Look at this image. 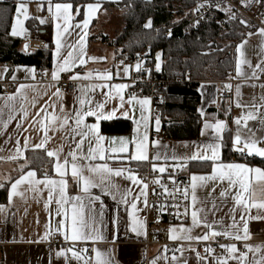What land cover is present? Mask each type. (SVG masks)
<instances>
[{"label":"crops","instance_id":"crops-1","mask_svg":"<svg viewBox=\"0 0 264 264\" xmlns=\"http://www.w3.org/2000/svg\"><path fill=\"white\" fill-rule=\"evenodd\" d=\"M1 1V0H0ZM119 0H94V3H99L100 8L95 13L94 17L91 19L89 26L87 28V36L85 37V59L86 64L80 66L78 65L69 73H61L60 79L58 81L51 80V71L54 64L53 52L56 50L55 41L57 28L56 21L53 19V13L55 12L54 5L57 3L65 2H54L53 0H14L15 11L9 30L8 36L12 39L18 40L20 42V50H27L25 48V39L31 35L38 34L40 37L46 39L50 44L51 50V64L48 69L38 70L32 66L25 65H13L11 62L0 63V84L9 81L14 84L13 90L10 94H2V86L0 85V97H6L15 94L17 88L21 85H29L31 87L25 88L24 93L28 97L29 101L35 98V106L31 104L28 105V117L26 119H21L22 113L19 111L14 113V118L8 120V110L5 108L3 120L7 121V127H4L3 123H0V186L7 184V200L5 203H0V205L5 206L4 212H0V264H95V253L92 249L95 247L98 251L110 256L114 264H150L154 258H156V264H218L217 258H227L229 253L224 248L222 253L218 256H213L211 253L205 251L208 247H203L202 254H195L192 250L193 246H185L181 252H176L174 250V244L182 243H197L205 242L203 240L196 239H176L172 240L169 238V229L171 227H178L183 224L184 227L191 226V208H189L188 215H183L179 221H174L165 224V233L162 238H158L153 231L149 228L146 207L144 203V197L141 196L136 200L137 210L134 211V217L142 223L143 228L141 229V235L137 236L135 233L130 231L133 224L132 219L128 216V210H130V205H125L120 202L119 196L117 199H113L111 195H103L100 189H92L93 194H100L103 201V215H99L100 204L96 203L97 212V223L96 228L99 230V234L104 237L103 240L93 241H69L65 240L64 236L57 231H52L50 235L45 239L46 232H49V228L46 225H56V222L61 218L55 216V203H51L48 209L44 208V203L47 200V190L44 189L41 192L34 193L29 191V185L27 183L18 186L17 192L20 195H14L12 197V202L9 204L8 194L11 189V184L20 178L21 175L26 174L30 170H25L26 162L24 161V154L28 150H43L47 154V150H55L62 147V152L60 155L61 161H63L64 156L70 150V146L74 147L72 142V136L70 134L71 128L75 127L72 120L69 121V125H66L63 129L59 128V122L56 123V130L53 131L52 125H49L48 136L51 137L50 140L45 144L44 148H35L34 145L41 143L44 132L40 124H34L32 121V116L35 115L37 109L41 105H45V101L48 104L57 100V97L53 95L56 88H60L62 93V103L64 105L65 112L74 116V109L80 108L79 101L77 97L81 96V89L83 90V98L91 99L93 101L92 105L85 103L84 110L89 107H95L96 103L104 102L106 100L105 93L112 91L110 88H96L94 91L87 88L90 84H102L107 83L109 85L115 84H126L131 78L133 68L128 66L129 71L127 74L123 71L126 66H117V54L113 48L102 43L99 40V35H108L106 30L101 25L103 18L117 17L119 13L116 10H108L103 8V4L107 2H117ZM24 4L26 6L27 18H25L24 10L21 13L16 12L17 5ZM52 7V12H49V7ZM85 7L83 8L82 19L76 20V13L72 8L73 19L70 22L73 27L69 28V33H65L61 37V41L64 47L60 50L61 55H66L69 50L75 49L71 46L75 45L76 48L79 47L77 41L80 35L83 34L81 28L75 27L77 23H80L84 18ZM23 21L22 25H17V31L19 32L23 28V32L20 35L13 36L12 28L16 19ZM29 19L36 21L38 30H28L25 28V22ZM43 19L45 23L41 24L40 20ZM115 19V18H114ZM113 19V20H114ZM62 23V22H60ZM105 24H110L105 23ZM104 24V25H105ZM95 33H94V32ZM251 34V35H249ZM91 36H96L94 39H90ZM241 47V52H237V47ZM264 35L257 28H253L247 32L245 38L240 41L236 46V63L237 59L244 61L241 63V74L237 75L236 67L235 72L231 78L226 81H233L231 84L226 83V81L213 83L204 82L199 84L197 92L199 94V103L196 108V114L199 118V135L196 139L190 140H171L167 139L162 141L155 137L159 131L163 130V121L158 116L153 115L151 99L147 96H136L139 99L147 98L149 104L145 106L144 115L148 117L147 127L143 121L139 124H134L132 117L136 120H140L141 109L139 104H135L134 109H129L126 103L129 95H127L126 89L123 91V96L125 99L124 107L119 108L120 100L118 96H115L114 91H112L113 98L108 99L105 104V111H110L116 108L114 118L111 120H100L96 121L95 117H86L85 123L92 124L98 123L99 134L103 135L105 139V147H108V142L111 138L115 137V146L119 145V138L123 137L131 141L133 138V129L137 128L139 133L143 134L147 132L149 137V149L148 161H123V160H109L108 163L113 168L127 167L130 168L136 175V168L131 165L134 164H144L145 168L149 166L151 169L152 164L155 163L157 168L159 166L169 167L177 163L171 159V156L175 154L178 157L190 156L193 151H195V146L200 144H206L212 141V130H207V134L202 136L201 130L203 129L205 121L209 123H215L217 120L224 121L226 123V128L223 135V140L229 137L230 139V152L231 156L229 159H225L224 154V144L221 148V158L225 162H240L246 163L250 167H259L257 165H251L248 160L253 158L264 159L258 156H237L239 159H233V155L236 151L233 150L232 140L236 135L237 125L234 123L235 119L243 115H247L249 111L255 113L256 118L247 121V127L243 126L244 122L241 121L240 125V135L242 138H247L254 133V138L260 141H264V77L260 79V68L264 69ZM29 50V49H28ZM242 53V55H241ZM89 57H95L97 59L90 60ZM104 58V59H100ZM258 65V67H257ZM5 69L7 71H5ZM28 69H34V74L29 72ZM45 71L47 75H45ZM92 71L93 78L91 80L77 79L70 80L74 84V89L69 92L59 86V81L63 78L64 74L71 76L73 73H84ZM119 71V75L117 72ZM105 73L111 72L112 79L110 81H101L95 78V73ZM255 72V75L253 74ZM37 74L42 76V79L37 77ZM34 76V78H33ZM15 77V78H13ZM225 85H230V88H226ZM79 86V88H78ZM237 86H239L240 94L237 96ZM224 89H229L231 91V97L224 98L221 92ZM131 96V95H130ZM51 98V99H49ZM237 102L246 107H237ZM5 103L4 100L0 99V105ZM15 106L19 107V101L13 102ZM253 105L256 107L254 108ZM47 107V105H45ZM231 107H236L237 111L235 115L231 114ZM128 110L129 116L125 117L122 115L123 111ZM201 110L204 115H201ZM48 112L52 113L53 109L48 107ZM55 114L61 116L59 111V104L55 109ZM43 115V113L41 114ZM159 117L160 125L159 131L156 130V118ZM111 121H128L131 124V131L127 134H106L102 132V123ZM20 127H17V124ZM47 123V121H45ZM251 130V132L249 131ZM28 140V148L23 151V158L16 156V146L17 140L20 142L21 148H23L24 140ZM79 140V137H76ZM152 141H158V146L154 149L151 145ZM187 145V147H185ZM167 146V147H165ZM259 147H264V142H261ZM85 152L88 148L87 140L84 145ZM130 145V150L132 149ZM159 152L161 156L167 154L169 159L167 161L160 159L153 161L152 156ZM117 155V154H112ZM124 155V154H119ZM15 157V158H13ZM53 161V175H49L52 178L57 177L54 171L55 158L51 157ZM69 159H71L69 157ZM179 163L185 164L183 169H180L182 175L186 179V186L190 185V177L193 174L196 175H206L211 172L210 162H203L200 160H180ZM261 168V167H260ZM263 169V168H262ZM37 179H42L43 177H38ZM68 181V191L71 195L79 194V189L76 187L74 181L69 174L65 177ZM115 183H117L121 189L131 188L132 196L129 197L131 200L133 197L137 196L140 192L142 185H133L130 181L122 177H113ZM226 186V185H225ZM43 189V185L39 186ZM221 185L216 186L215 192L209 196L211 190V182L208 186L204 188H198L196 195L198 200L205 201L203 207L205 211L208 212L207 219L211 222L212 220L222 221L220 224L214 225L217 231H224L228 228V225L232 223L229 210L234 206V202L231 198L222 200L219 198V192L221 191ZM147 192V189H146ZM191 190H189V199L186 200V207L190 204ZM215 199L216 208H212V201ZM264 199L259 193L257 194V200ZM201 205H197L200 207ZM185 207V208H186ZM185 210V209H184ZM52 216L50 217L49 213ZM215 213L214 215L212 213ZM184 213V211H183ZM248 225V233L250 239L248 240H236L241 243V248L245 252L241 251V248L237 247V252L233 255L239 256L240 253H246V258L248 264H252L253 257L256 260H260L264 257V218L252 219L251 217H264V209L251 208L245 214ZM236 220L240 221V213L237 211ZM242 231V222L238 225ZM207 229L202 226L198 228H193L189 235L195 237L203 235ZM52 235H57L61 244L52 245L51 237ZM116 236L117 239L113 241L112 237ZM177 235H183L182 233H177ZM213 237H210L211 240ZM234 239V238H233ZM207 240V241H209ZM252 245L253 247L261 246L259 252H249L245 245ZM165 247L167 252L164 251ZM71 249L78 253V256H82L83 259L74 257ZM82 249H87L86 252H82ZM58 252H63V255H57ZM177 257L176 261L172 260V256ZM167 257L164 259L163 257ZM227 264H238L235 259H227Z\"/></svg>","mask_w":264,"mask_h":264},{"label":"snow or ice","instance_id":"snow-or-ice-1","mask_svg":"<svg viewBox=\"0 0 264 264\" xmlns=\"http://www.w3.org/2000/svg\"><path fill=\"white\" fill-rule=\"evenodd\" d=\"M202 6V5H201ZM55 12L53 13V19L56 21H60L56 23L57 34L55 46L56 50L53 52L54 64L51 71V80L58 81L60 79L61 73H69L72 72L75 67L78 65L82 66L86 64L85 59V37L87 36V28L91 19L94 17L97 10L100 8L99 3H90L85 6L84 18L80 23H77L75 27L81 28L83 32L80 35L77 44L79 45L76 48L75 45L71 46V48L75 49L69 50L66 55H61V49L64 47L61 37L65 33H69V28L73 27L70 23L73 19L72 16V8L73 5L70 3H57L54 5ZM24 10L25 18H27L26 6L24 4L17 5L16 12L19 14ZM49 12H52V7H49ZM76 14L80 13V6H77ZM23 21L20 19H16L12 28V35L17 36L23 32V28L18 32L17 25H22ZM40 23L43 24L45 21L43 19L40 20ZM243 23V21H242ZM151 22L145 24V27H150ZM261 34L264 35V29L260 30ZM70 34V33H69ZM251 35V34H249ZM241 47H237V52H241ZM27 48V45H25ZM242 55V53H241ZM90 60H95V57H89ZM104 59V58H100ZM157 70L160 69L159 63V54L156 57ZM241 59H237L236 63V72L237 75L241 74V63H243ZM140 63L136 65V69H140ZM258 67V65H257ZM5 71H7L5 69ZM29 72H35L34 69H28ZM125 74L128 73L129 68L125 66L123 68ZM255 75V72L253 73ZM45 75L47 72L45 71ZM93 72L88 71L81 75L76 72L69 76L70 80L84 79L91 80L93 78ZM119 75V71L117 72ZM15 78V77H13ZM34 78V76H33ZM95 78L101 81H110L112 79L111 72L105 73H95ZM31 87L29 85L21 84L15 94L0 97V99L4 100L5 103L0 105V123H3L4 127H7V121L3 120L4 110L5 108L8 110V120H12L14 118V113L19 111L22 113L21 119H26L29 115L28 113V105L31 104L33 107L35 106V98L32 101L28 100V97L24 93V89ZM91 90H95L96 88H110L114 91L115 96L119 97L120 104L119 108L124 107L125 99L123 96V91L128 87L126 84H115L109 85L107 83L102 84H90L86 86ZM226 88H230V85H225ZM264 87V85H262ZM79 88V86H78ZM112 91L109 93H105L106 100L104 102H99L95 104V107H89L87 110H84L85 103L92 105L93 101L89 98L87 101L83 98V90L81 89V96L77 97L80 108L74 109V116L65 112L64 105L62 103V93L60 88H56V91L53 93L54 96L57 97V100L48 104L45 101V105H41L39 109H37L35 115L32 116V121L34 124H40L44 137L41 143L34 145L35 148H44L45 144L51 137L48 136L49 125H52V130H56V123L59 122V128L63 129L66 125H69V121L72 120L74 122L75 127L71 128V136L72 142L74 143V147L70 146V150L66 156H64L63 161L60 159V155L62 152V147L55 150H47V155L49 157L55 158L54 171L59 178H52L45 175L42 179L36 178L35 171H28L26 174L20 176L15 182L11 184V189L8 194L9 204L12 202V197L14 195H20L17 192L18 186L27 183L29 185V191L34 193H39L42 190H47V200L44 203V208L48 209L51 203H55V216L61 217L56 225H51V221L49 225L46 227L49 228V232H46L45 239L48 235L51 234L52 231L60 232L65 240L69 241H97L103 240L104 237L99 234V230L96 228L97 223V212H96V203L100 204V212L99 215H103V201L101 199L100 194H93L92 189H100L103 195H111L115 200L117 196H119L120 202L125 205H130V210H128V216L132 219L133 224L131 226L130 231L135 233L137 236L141 235V229L143 225L139 222L133 215L134 211L137 210L136 200H138L141 196L144 197V203L147 204V184H142V181L137 177V175L127 167L113 168L109 165V160H123V161H148V149H149V137L147 132L143 134L139 133L137 128L133 129V138L131 141L126 138H119V145L115 146L116 138L113 137L108 142V147H105V137L99 134V125L98 123L86 124V117H95L96 121L100 120H111L114 118L116 108H113L110 111H105V104L108 99L113 98ZM237 96L240 94L239 86H237ZM51 99V98H49ZM264 99V97H262ZM19 101V107L17 108L13 102ZM126 103L129 106V109H134L135 104L140 105L141 116L140 120H136L134 117L133 123L139 124L141 121L144 122L145 127H147L148 117L144 115L145 106L149 104V100L139 99L135 95H131L128 97ZM59 104V111L62 114L61 116H57L55 114V109ZM237 107H246L237 102ZM48 107L53 109L52 113L48 112ZM255 108L256 106L253 105ZM43 113V115H41ZM123 116L128 117L129 111L125 110L122 113ZM201 115L204 113L201 110ZM255 113L253 111H249L247 115H243L237 119H235L234 123L238 126L236 135L232 140L233 150L240 153L241 156H258L264 158V147H259L258 145L261 142L254 138V133L247 137L242 138L240 135V125L241 121L244 122L243 126L247 127V121L250 119H255ZM47 121V123H45ZM156 130L159 131L160 119L156 118ZM17 127H20V124H17ZM226 128V123L224 121L217 120L214 124L205 121L203 129L201 130V135L204 136L207 134V130H212V141L206 144H200L195 146V151L192 152L190 156L178 157L175 154L171 156V159L177 161L176 164L172 165L173 171L176 169H183L186 165L179 163L180 160H200L203 162H210L211 172L206 175H196L193 174L190 177V185L186 186L183 189V198L185 200L189 199V190H191V199L190 204L185 208L183 215H188L189 208H191V226L184 227L183 224L178 227H171L169 229V238L172 240L176 239H196L207 241L210 237H216L223 235L225 237H231L235 240H248L250 239V235L248 233V225L246 219V213L251 208L264 209V199L257 200V194L261 197H264V169L260 167H250L246 163L240 162H225L221 158V148L223 147L224 140L222 133ZM251 132V130L249 129ZM79 137V140H76V137ZM87 140L88 148L85 152L84 143ZM130 145H132V149L130 150ZM152 147L155 149L158 146V141L151 142ZM28 140L25 138L23 148L20 146L19 140H17L16 146V156L23 158V151L28 148ZM167 147V146H165ZM187 147V145H185ZM117 154V155H112ZM124 154V155H119ZM69 157L71 159H69ZM15 158V157H13ZM163 159L167 161L169 157L167 154L161 156L159 152H156L155 155L152 156V160H160ZM72 180L74 181L76 187L79 189V194L71 195L68 191V181L65 177L69 174ZM153 171H159L160 173H164L166 171L165 166H159L155 163L152 164ZM113 177H122L128 181H130L133 185H140L142 187L137 196L133 197L131 200L129 197L132 196L131 188H123L114 182ZM171 179V177H170ZM159 183V181H155ZM209 182H211V190L209 192V196L212 195L216 190L217 185H221V191L219 192V198L222 200L231 198L234 202V206L229 210L230 217L232 223L228 225V228L224 231H217L214 227L216 224L222 223V221L212 220L211 222L207 219L208 212L205 211L203 205L205 201L198 200L196 195L198 188H204L208 186ZM174 183V181H173ZM43 185V189L39 186ZM226 185V186H225ZM165 191L167 189L165 188ZM177 191H180L177 189ZM201 205L197 207V205ZM175 207L179 208V205H175ZM216 203L215 199L212 201V208L215 209ZM5 206L0 205V212H4ZM239 211L240 213V221L236 220V213ZM215 214L214 212L212 213ZM50 217L52 216L51 212L49 213ZM182 214L180 212L176 213L177 218L179 219ZM252 219L264 218V217H251ZM242 222V231L243 235H241V228L238 226ZM203 227L207 229L203 235L199 236H191L189 233L192 232L193 228ZM182 233L183 235H177V233ZM113 241L117 239L114 235L112 237ZM221 247L225 248L229 253V256L225 258H217L218 264H227V259H235L238 261V264H248L246 253H240L239 256H235L237 252V247L235 244L231 245H221ZM245 248L248 249L249 252H259L261 246L253 247L252 245H245ZM68 251H72L68 249ZM82 252H86L87 249H82ZM95 253V264H114L111 260L110 256L107 254L98 251L95 247L92 249ZM167 252V248L164 249ZM205 251L211 253V248H206ZM63 252H58L57 255H63ZM72 255L74 257H78L83 259L82 256H78V253L72 251ZM167 259V257H163ZM172 260L176 261L177 257L175 255L172 256ZM87 264V262H86ZM150 264H156V258L150 262ZM252 264H264V257H261L260 260H256L255 256L253 257Z\"/></svg>","mask_w":264,"mask_h":264},{"label":"trees","instance_id":"trees-1","mask_svg":"<svg viewBox=\"0 0 264 264\" xmlns=\"http://www.w3.org/2000/svg\"><path fill=\"white\" fill-rule=\"evenodd\" d=\"M73 5L82 19L83 8L94 0H53ZM212 0H119L107 2L103 8L116 10L121 20L120 29L113 38L99 35V40L113 48L117 60L134 57L147 50L150 63L160 69L166 78V89L157 104L158 116L163 121L167 139L190 140L199 135V103L197 88L204 82L219 83L231 78L236 67V46L247 32L255 28L245 17L227 6L213 13L212 18L194 26V12ZM15 11L14 0L0 1V63L32 66L45 70L51 64V50H20V42L8 36ZM76 13V11H75ZM151 22L150 27L145 24ZM243 21V23H242ZM28 30H38L35 20L25 22ZM96 36H91L94 39ZM106 134H127L131 131L128 121L102 123ZM225 159L232 155L230 139L224 142ZM229 157V158H227ZM237 160L239 157H236ZM25 170L35 171L38 177L53 175V161L43 150H28L24 154ZM251 165L264 169V159L251 157ZM136 171L144 164L131 163ZM7 184L0 186V203L7 200Z\"/></svg>","mask_w":264,"mask_h":264},{"label":"built area","instance_id":"built-area-1","mask_svg":"<svg viewBox=\"0 0 264 264\" xmlns=\"http://www.w3.org/2000/svg\"><path fill=\"white\" fill-rule=\"evenodd\" d=\"M227 6L233 11L241 14L245 17L255 28L264 29V0H212L208 4H202L194 12L192 18V24L198 26L199 24L208 21L212 18L214 12L221 10L222 6ZM25 43L29 50H48L50 48L49 42L40 37L38 34L31 35L25 39ZM264 49V48H263ZM140 63V69H136V65ZM128 65L133 68L131 78L128 80L129 87L126 91L127 95L135 96H147L151 99L152 113L157 114V104L163 97L162 91L166 89V78L161 73V69L157 70L156 66L150 63L147 50H142L134 57H126L122 60H118L117 66L121 67ZM39 79H42L40 74H37ZM264 77V69L260 68V79ZM233 81H226L231 84ZM2 94H10L13 90L14 84L6 81L2 84ZM59 86L66 91L71 92L74 89V84L69 80V75L64 74L63 78L59 81ZM222 97H231V91L224 89L221 92ZM231 114L235 115L237 111L236 107H231ZM155 137L165 141L167 140L164 130L155 134ZM237 156H241L240 153L235 152L233 159ZM137 177L142 181V184H147V204L146 214L151 231L155 233L158 238H162L165 233V224L179 221L182 215L178 219L177 212L183 214L186 207V200L183 198V189L186 187V179L182 175L180 169L173 171V167H166L164 173H160L158 170L153 171L149 166L142 171H137ZM171 177V179H170ZM159 181L156 183L155 181ZM174 181V183H173ZM141 184V185H142ZM165 188L167 191H165ZM179 189L180 191H177ZM179 205V208L175 207ZM52 245H59L61 241L57 235L51 237ZM235 244L241 248V243L231 237H225L223 235L213 237L209 241L197 242V243H182L174 244V250L181 252L185 246H193L192 250L195 254H202L203 247L212 249L211 254L218 256L222 253L223 247L221 245ZM242 252H245L241 248Z\"/></svg>","mask_w":264,"mask_h":264},{"label":"rangeland","instance_id":"rangeland-1","mask_svg":"<svg viewBox=\"0 0 264 264\" xmlns=\"http://www.w3.org/2000/svg\"><path fill=\"white\" fill-rule=\"evenodd\" d=\"M109 18L101 19V21H102L101 25L103 24V26H104V28L106 30V33L108 34L107 36H109L110 38H113L115 36V34L117 33V31L120 29L121 20L119 19L118 15H117V17H114L115 19L111 18L112 20H110ZM108 22L110 24H105V23H108ZM159 61H160V59H159Z\"/></svg>","mask_w":264,"mask_h":264},{"label":"water","instance_id":"water-1","mask_svg":"<svg viewBox=\"0 0 264 264\" xmlns=\"http://www.w3.org/2000/svg\"><path fill=\"white\" fill-rule=\"evenodd\" d=\"M26 45V44H25Z\"/></svg>","mask_w":264,"mask_h":264}]
</instances>
